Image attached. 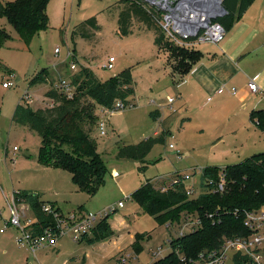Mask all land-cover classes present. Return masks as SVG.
Here are the masks:
<instances>
[{
    "label": "rangeland",
    "instance_id": "rangeland-1",
    "mask_svg": "<svg viewBox=\"0 0 264 264\" xmlns=\"http://www.w3.org/2000/svg\"><path fill=\"white\" fill-rule=\"evenodd\" d=\"M260 2L256 0L249 6L239 23L227 29L222 41L198 44L206 54L218 51L221 43L233 44L237 48L240 41L248 38L250 31L254 30L253 41L247 43L251 53L240 64L244 70L235 74L228 85L236 86L237 94L228 90L215 93L221 81L200 91L189 88L190 73L183 76L173 74L169 66V63L178 64L181 58L174 51L175 47L180 46L177 52L182 55L183 50L182 56L188 47L166 38V43L159 48L154 41V31L138 19H133L132 31L122 36L118 32L122 7L118 0H48V24L29 41L22 38L6 16L0 15V28L7 33L0 42V228L9 217V201L14 190L18 189L38 192V197L46 203L47 200L56 201L61 206L58 226H72L90 213H96L99 218L101 212L114 205L116 209L101 218L108 216V221L109 217L120 221L117 217L122 216L132 227L127 226L110 242L88 249L89 245L103 239L92 240L100 218L83 235V240H74L72 228H68L56 245L60 250L50 245L39 248L35 255L28 245H19L20 229L9 226L4 232L0 231V264H154L159 256L171 250L170 239L180 229L187 231L200 224L197 211L188 208L181 212L179 220L170 223L166 219L160 223L133 198L132 193L147 178L157 180V185L169 184L172 174L194 169L196 174H191L188 179L191 181L185 182L186 185L192 184L199 180L206 165L222 166L243 160L254 150H264V132L255 127L250 117L253 95L245 101L240 99L250 76L259 72L264 77V5L261 8ZM91 15L97 16L100 29L94 31L91 38L73 37L74 25ZM240 27L234 37L233 33ZM56 47L60 49L58 52ZM69 50L73 52L70 57ZM111 54L116 56V61L115 67L109 69L104 62ZM197 57L193 56L191 60L195 61ZM72 60L77 63L75 68H71ZM81 65L90 66L103 79L130 67L136 81L134 104L109 114L104 134L99 132L98 122L105 111L100 104H94L98 120L92 133L107 166L104 182L94 193L80 187L69 170L42 162L38 155L41 136L27 125L12 120L17 103L22 100L27 104L23 98L28 91L32 98L28 104L33 107L52 105L53 100L46 96V91L61 77L69 78ZM43 68L48 71L47 80L32 84ZM7 79H13L15 83L10 87L3 86ZM184 79L187 81L182 87L178 83ZM212 94H215L214 98L207 101ZM169 97H174L175 101L171 103ZM259 103L256 105H261ZM157 107L162 108L167 116L164 121L151 115ZM215 108H218L217 112H214ZM185 117L189 119L181 128ZM164 126L170 127L172 132L166 133L164 142L153 146L146 162L117 156L120 145L156 135ZM15 144L20 147L16 152L13 149ZM163 174L167 178L159 180L157 176ZM119 201L124 205L119 206ZM20 205V208L24 206ZM24 211L25 221L34 222L29 203ZM137 233L142 245L139 251L135 250L134 244ZM90 236L92 239H88Z\"/></svg>",
    "mask_w": 264,
    "mask_h": 264
},
{
    "label": "trees",
    "instance_id": "trees-1",
    "mask_svg": "<svg viewBox=\"0 0 264 264\" xmlns=\"http://www.w3.org/2000/svg\"><path fill=\"white\" fill-rule=\"evenodd\" d=\"M122 7L118 17V32L125 36L129 34L133 19L143 22L148 29L154 31V41L162 47L166 43L164 32L160 26L161 9L149 4L146 0H118ZM254 0H223L227 12L216 18L227 29H230ZM48 0H0V15L6 16L17 28L22 38L29 41L32 36L48 24ZM100 29L96 15H91L77 22L72 29V36L80 35L91 38L94 31ZM7 37L4 29L0 28V42ZM75 42V41H74ZM180 46L174 51L181 56L178 67L184 71L190 68L193 56L199 55V50L190 47L184 49L185 55H180ZM173 52V54L175 53ZM187 54H190L186 60ZM190 59V60H189ZM48 71L43 68L32 80V84L47 80ZM69 78L76 84L73 97H67L63 91L54 85L46 91V96L53 100L52 105L33 107L20 100L13 112L12 120L27 125L41 136L39 146V159L49 165L69 170L74 180L82 188L94 193L104 182L107 166L97 148V141L93 135L94 126L98 120L94 104L111 106L116 100H122L129 106L134 104L135 79L130 67L113 74L106 79L101 78L93 68L81 65L80 69ZM124 107V108H125ZM154 118H159L161 113L158 108L151 111ZM251 119L264 130V106L254 107L250 112ZM166 140V132L149 135L137 142L120 145L118 157L136 158L146 162V156L156 143ZM220 168H224L227 183L223 191H204L196 197H190L185 190L183 181L175 182L168 190H161L157 180L147 178L136 188L133 198L156 219L162 222L179 220L184 209L196 210L201 222L191 230L172 236L171 250L159 256L154 264H191L187 259L196 256L207 246L219 242L223 234L242 229L244 226L243 210L258 207L264 203V150L256 151L243 160L226 163L206 165L202 175L218 177ZM179 175L182 177V173ZM18 202L29 203L36 218V230H43L48 225H56V213L61 208L54 202L48 201L54 210L47 212L43 205L46 200L38 197V192L26 189L14 190ZM237 210V212H235ZM240 212V213H239ZM210 213H213L211 216ZM167 219V220H166ZM166 220V221H165ZM114 233L108 221V216L101 218L94 230V238H107ZM86 234V233H84ZM87 239V240H88ZM135 250L142 247L135 239ZM185 255L187 259H182ZM235 264H244L238 254Z\"/></svg>",
    "mask_w": 264,
    "mask_h": 264
},
{
    "label": "built area",
    "instance_id": "built-area-1",
    "mask_svg": "<svg viewBox=\"0 0 264 264\" xmlns=\"http://www.w3.org/2000/svg\"><path fill=\"white\" fill-rule=\"evenodd\" d=\"M153 5L161 9L160 26L164 32L165 38L173 42L187 46L195 47L196 44L204 41L220 42L226 34V26L216 17L223 15L226 12L221 11L223 0H149ZM60 49L56 47L58 52ZM73 55L71 50L68 51V56ZM116 56L111 54L104 62L106 68L112 69L115 67ZM71 68L77 66L76 61H71ZM15 81L7 79L3 81V86L10 87ZM253 92H261L264 96V90L260 87L257 80L251 77L248 83ZM54 86L63 91L67 97H73L76 92V84L70 78L61 77L60 81ZM225 84H221L216 89V92H223ZM236 91V87L232 88ZM213 95L208 96L210 101ZM174 97H169V101H173ZM23 101L27 104L32 101L29 91L26 92ZM127 104L122 100H116L111 106H101L102 111H105L104 116L99 120V132L106 133V121L108 115L123 109ZM132 105V104H130ZM175 147L174 143L170 144ZM16 152L19 149L17 144L13 145ZM181 156L180 151L178 152ZM193 171V172H192ZM191 174H196V170L192 169L189 172L184 171L182 177L179 172L172 174L170 177L171 183H162L159 185L161 190H168L175 182L183 181L186 193L190 197H196L204 191L218 192L223 191L227 183V178L224 168H220L218 177L215 179L212 176H201L197 182L186 185V181L191 178ZM174 176V177H173ZM159 180L167 178L166 174L157 176ZM173 177V178H172ZM169 179V178H168ZM20 204H24L22 208ZM26 202H18L15 199L14 192L9 201V217L5 219L4 226L0 231H5L9 226H15L19 230L17 236L19 245H28L36 254L37 250L45 246H56L61 235L65 234L68 228H72L73 239L83 240L84 233L91 230L93 226L100 220L103 215L110 213L116 209L117 206H110L104 212H101L100 217L96 213H90L88 216L75 223L69 225H48L43 230H36L33 220H26L24 218V209ZM119 206H123V201H119ZM47 212L54 210L49 202L43 205ZM237 212V210H235ZM240 213V212H239ZM58 216V213H56ZM212 216L213 213H210ZM244 226L242 229L233 231L229 234H223L217 244L207 246L201 249L196 256L187 257L182 255V259H187L191 264H235V257L238 254L242 257L244 264H264V203L258 207L243 210ZM36 220V218L34 217ZM58 223V222H57ZM199 225V224H198ZM197 225V226H198ZM194 228V227H193ZM191 228V229H193ZM189 229V230H191ZM183 228L179 233H183ZM178 233V234H179ZM126 260V258H124Z\"/></svg>",
    "mask_w": 264,
    "mask_h": 264
},
{
    "label": "crops",
    "instance_id": "crops-1",
    "mask_svg": "<svg viewBox=\"0 0 264 264\" xmlns=\"http://www.w3.org/2000/svg\"><path fill=\"white\" fill-rule=\"evenodd\" d=\"M254 1H256V0H254ZM263 5H264V0H261V2H260L261 8L263 7ZM239 21H240V19H237L235 21L234 25H237L239 23ZM241 28L242 27H240L239 29L236 30L235 33H233L234 37H237V35H238L237 33L241 30ZM253 35H254V30L252 29L250 31V36L248 38H245L244 40L240 41V43L238 44L237 48H235L233 46V44L226 45V43L225 44L221 43L218 46V51H214L211 54H208V53L206 54V52L203 49H201V46L198 45L199 44L198 43V44H196V46L194 48L199 50V55H198V57H197V59L195 61L189 62L190 68L188 70L184 71L183 67H181V66L178 67L177 64L173 65V64L169 63V66L171 68V72L173 74L182 75V76L185 75V74H189L190 73L189 88L194 89L195 91H200V90H202L205 87L206 88L207 87L208 88L209 87H214L215 85H218V83H220V81H221L222 84H225L224 91L228 90V91H230V92H232L234 94H237L238 88L236 86L229 87L228 85H230V83L232 82L233 76L235 74H237L241 70H244L243 67L240 64L244 61L246 56L247 55L249 56L250 53H251V51H250L251 47L247 43L251 44V42L253 41ZM254 76H255L256 80L261 78V80L259 82L258 81L257 82L260 85V87L262 88V90H264V77H263V74L257 72L254 75L250 76V78L254 77ZM186 81L187 80L184 79L183 81L179 82L178 84L181 83L182 87H184ZM233 87H236V91L232 90ZM244 89H245V93L243 95H241V97H240V99L242 101H245L247 99V97L253 95V99H251V103H252L253 107L250 110H252L254 107L258 108V107H263L264 106V103H259V102H263V100H264V96H262L260 91L259 92H253L250 89L248 83L245 85ZM215 93H222V92H216V89H215ZM180 94L181 93H179V95ZM212 95H213V98H214L215 94H212ZM174 101H175V99L172 102L171 101L170 102L173 103ZM207 101H209L208 97H207ZM184 103L185 102H183L182 104H184ZM257 103H259L261 105H256ZM158 109L160 110V113H161L159 119L164 121L167 116L164 114V111H162V108H158ZM217 110H218V108H215L214 112H217ZM187 119H189V117H185V119L182 120L181 128H184V124H185V121ZM251 121L253 122L255 127H258L252 119H251ZM258 128L262 132H264L263 129H261L260 127H258ZM163 131H165L168 134H170L172 132L170 127L167 128L165 126L162 127V131L161 132H163ZM161 132H158L157 134H159ZM211 132H212V134L215 133V128L213 126L211 128ZM254 152H256V151L254 150L251 153H249L248 155H250V154H252ZM17 156H18V154H17ZM48 201L50 202L51 200H47V202ZM52 202H54L57 206H59L61 208V206L56 201H52ZM117 218L118 219L120 218V221H117L116 218H115L116 219L115 220L112 217H109V221H110L111 226H112V228L114 230V233L111 236L107 237V238L101 239V240L97 241L96 243H93L92 246L89 245L88 249H92L94 245L96 247V245H99V244L104 243L106 241L110 242L113 239L112 237L118 235V233L119 234L123 233L127 226L129 228H132L130 223L127 222V220L122 219V216H118ZM55 247H57V246H55ZM57 249L60 250L59 247H57ZM35 255H37V252H36ZM85 255H87V251L85 252Z\"/></svg>",
    "mask_w": 264,
    "mask_h": 264
},
{
    "label": "water",
    "instance_id": "water-1",
    "mask_svg": "<svg viewBox=\"0 0 264 264\" xmlns=\"http://www.w3.org/2000/svg\"><path fill=\"white\" fill-rule=\"evenodd\" d=\"M220 1H222V0H220ZM221 11L222 12H227V9H226V7L223 4L221 5Z\"/></svg>",
    "mask_w": 264,
    "mask_h": 264
}]
</instances>
